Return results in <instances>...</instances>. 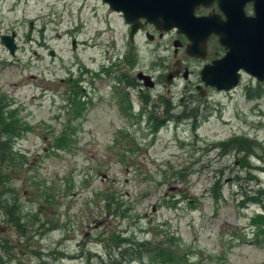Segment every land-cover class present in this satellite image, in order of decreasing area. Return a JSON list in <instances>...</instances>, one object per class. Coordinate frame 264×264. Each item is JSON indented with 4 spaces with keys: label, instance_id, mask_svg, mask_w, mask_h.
I'll list each match as a JSON object with an SVG mask.
<instances>
[{
    "label": "rangeland",
    "instance_id": "obj_1",
    "mask_svg": "<svg viewBox=\"0 0 264 264\" xmlns=\"http://www.w3.org/2000/svg\"><path fill=\"white\" fill-rule=\"evenodd\" d=\"M31 21L45 29L46 46L27 42ZM12 33L16 57L0 43V95L25 124L14 140L25 158L10 171L9 187L23 214L58 225L36 223L30 240L0 210V264H90L88 252L105 253L99 234L134 231L150 241L148 229L157 225L181 242L190 264H264V244L235 237L255 234L252 220L263 212L260 203L242 206L241 188L264 187V83L243 74L236 90L203 104L197 129L187 120L156 132L149 116L160 108L139 116L144 101L118 82L136 74L135 66L148 74L161 66L172 55L169 37L130 44L123 20L100 0H0V37ZM78 77L88 95L72 97ZM73 100L84 110L71 150H58L55 137ZM236 136L254 143L248 168L243 155L219 147ZM217 179L218 201L211 191ZM111 194L133 209L131 220L106 213Z\"/></svg>",
    "mask_w": 264,
    "mask_h": 264
},
{
    "label": "trees",
    "instance_id": "obj_2",
    "mask_svg": "<svg viewBox=\"0 0 264 264\" xmlns=\"http://www.w3.org/2000/svg\"><path fill=\"white\" fill-rule=\"evenodd\" d=\"M121 73V72H120ZM123 75V74H122ZM121 76V75H120ZM130 79L129 77H122ZM121 79V78H120ZM78 84L72 86V97L83 94V86L80 85V78L77 80ZM85 94V93H84ZM86 95V94H85ZM127 98L129 94L127 93ZM149 105L150 99L146 100ZM5 96H0V210L9 217L8 223L16 228V231L21 236L25 237L29 235V239L32 237L31 233L35 229L36 223L43 221L41 228L48 225H58L54 218L36 217L32 213H22V206L19 204L15 189H13L10 183V171L17 166H24L22 154L14 151V140L20 136L25 129V124H21V121L16 120L15 110H6L9 108ZM83 108H80L74 100L68 104L67 116L68 121L65 125L63 132L59 137H55V147L58 150H71L72 136L75 133L74 122L77 120L83 112ZM69 115L71 117H69ZM78 117V118H76ZM195 127L194 129H196ZM157 129V128H156ZM225 150L234 151L237 155H243L245 159V168L249 167V162L246 158L250 155H254V143L245 138H234L227 143L222 144ZM25 158V157H24ZM239 178V177H238ZM252 180V179H250ZM243 187V186H242ZM243 191L241 197L243 200L242 206L247 203H260L263 209L261 214H257L253 220L252 225L256 228L255 234L253 232L252 242L264 244V187L247 189L241 188ZM212 197L218 201L222 198L223 186L220 179L215 181L212 188ZM48 201L46 202V208L48 207ZM105 211L107 214H111L113 217H119L121 220H129V213L132 208L121 200L116 194H111L105 199ZM245 207V206H244ZM41 217V218H40ZM131 220V219H130ZM36 221V222H35ZM149 233L152 235V239L142 240L139 239L133 232L126 230H114L108 234L101 233L98 237L104 248L105 253L91 254L88 252V261L90 264H133L138 262L139 264H190V253L185 249L181 242L176 239L171 232L162 231L157 226H150ZM246 237H241V240H245Z\"/></svg>",
    "mask_w": 264,
    "mask_h": 264
},
{
    "label": "water",
    "instance_id": "obj_3",
    "mask_svg": "<svg viewBox=\"0 0 264 264\" xmlns=\"http://www.w3.org/2000/svg\"><path fill=\"white\" fill-rule=\"evenodd\" d=\"M111 10L121 12L126 22L132 25V36L140 24L146 19L159 29L178 28L188 36L192 45L188 47L191 55L198 53L199 46L206 43L210 34H218L230 52L226 58L216 62L206 73L205 80L213 86L230 91L239 84V71L245 70L264 81V0H102ZM219 2L221 10L226 14V22L219 17L198 18L195 16L197 7ZM253 1L256 10L254 18L247 17L244 8L247 2ZM33 27V23H31ZM41 46H44V34ZM31 39V33L28 34ZM2 44L11 55H16L17 44L15 34L3 36ZM74 48L76 43L74 42ZM51 56L55 55L51 51ZM210 73L216 74L214 79ZM146 87H152L150 77L140 73ZM220 81H224L223 84Z\"/></svg>",
    "mask_w": 264,
    "mask_h": 264
},
{
    "label": "flooded vegetation",
    "instance_id": "obj_4",
    "mask_svg": "<svg viewBox=\"0 0 264 264\" xmlns=\"http://www.w3.org/2000/svg\"><path fill=\"white\" fill-rule=\"evenodd\" d=\"M245 10L248 16L254 17L256 14L254 3L246 5ZM197 14L199 16L217 14L225 19V14L220 11L217 3L208 7H200L197 10ZM125 27L127 28L130 44L136 43L138 38H144L151 42H156L157 39L160 42L166 37H169L171 40L173 56L171 54L164 56L161 66L152 68L150 74L144 72L151 77L154 84L153 89L146 88L138 78L137 75L141 71L135 69L136 66L134 67L136 74H131L127 82H118L119 84L123 83L128 90H132L138 97L144 100L141 111H144V104L147 103L145 100L148 96L150 97L151 104L160 108L159 112L150 114L149 117L152 118V121L154 120L153 118L159 115L160 117L156 119L160 123H170L173 120L175 122L181 120L182 123L187 120L194 122L197 118L202 117L200 110L203 109V104L208 103L209 97L213 93H231L219 91L217 87L208 84L204 78L205 75H203L206 67L213 65L215 61L223 58L228 51L221 44L218 36L211 35L207 41L206 51L203 55L199 53V57H194L190 56L187 52L188 39L177 30L170 32L159 31L154 25L143 21L141 29L132 38V28L126 24ZM35 32L40 33L39 29H34L33 33ZM34 42L38 43V40L34 39ZM176 43L178 46H176ZM159 48L161 49L162 47ZM167 48L166 51H169L170 47L167 46ZM199 99L202 100L201 103L198 101ZM164 102H166L165 105L161 106L160 103L163 104Z\"/></svg>",
    "mask_w": 264,
    "mask_h": 264
}]
</instances>
